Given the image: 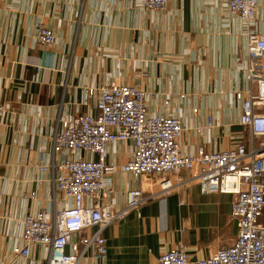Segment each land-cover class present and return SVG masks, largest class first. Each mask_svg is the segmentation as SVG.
<instances>
[{
	"label": "crops",
	"instance_id": "1",
	"mask_svg": "<svg viewBox=\"0 0 264 264\" xmlns=\"http://www.w3.org/2000/svg\"><path fill=\"white\" fill-rule=\"evenodd\" d=\"M40 23L52 28V43H37ZM248 30L264 31V0ZM247 57L244 22L220 0H168L158 9L139 0H0V264H46L45 244H30L27 256L14 251L24 243L25 214L43 209L50 215L70 203L54 188L52 170L38 164L59 159L51 150L59 121L95 112L102 84L137 85L145 90L148 114L178 116L183 153L198 145H257L259 138L239 123L236 92L245 95L249 87ZM86 88L94 92L83 105ZM105 148L112 167L98 203L119 209L136 186L148 196L104 228L105 264H159V254L177 244L187 252L185 264H196L232 242L233 193L201 192L186 169L133 176L122 168L131 141L110 140ZM163 177L174 184L165 194L159 192ZM75 238L67 236L66 250ZM91 259L89 251L82 261Z\"/></svg>",
	"mask_w": 264,
	"mask_h": 264
},
{
	"label": "built area",
	"instance_id": "2",
	"mask_svg": "<svg viewBox=\"0 0 264 264\" xmlns=\"http://www.w3.org/2000/svg\"><path fill=\"white\" fill-rule=\"evenodd\" d=\"M167 1L139 0L142 7L153 9L163 7ZM220 1L230 11L237 12L246 27L248 60L244 77L249 87L245 95L238 90L236 96L240 98L239 123L249 128L252 137L259 138L258 144L246 148L241 141L223 149L198 145L194 152L183 153L178 142L183 126L178 116L148 114L145 90L137 85L102 84L94 103L95 112L84 111L59 121L51 146L52 153L60 155L59 159L38 164L41 170H52L54 188L68 196L70 203L50 215L43 209L25 214L24 243L14 247L16 253L27 256L30 244L41 243L48 247L46 264H105L104 228L148 197L136 186L126 190L125 205L119 209L112 210L97 201L106 196L104 175L112 167L106 161V142L127 139L133 148L122 168L133 176L186 169L196 179L201 192L235 195L230 214L236 221V236L230 244L197 258L196 264H264V223L259 220L264 218V31L248 30L259 0ZM54 38L52 28L38 24L37 43L50 44ZM93 92L92 88L84 90L83 105H88ZM4 110L0 100V115ZM210 122L208 118L207 123ZM79 150L89 155H76ZM173 186L163 177L159 192L165 194ZM92 226L93 231L86 233ZM69 234H75L76 238L66 250ZM89 251L94 259L83 262ZM188 259L184 246L177 244L162 251L158 263L185 264Z\"/></svg>",
	"mask_w": 264,
	"mask_h": 264
},
{
	"label": "rangeland",
	"instance_id": "3",
	"mask_svg": "<svg viewBox=\"0 0 264 264\" xmlns=\"http://www.w3.org/2000/svg\"><path fill=\"white\" fill-rule=\"evenodd\" d=\"M259 220L264 223V218L260 217Z\"/></svg>",
	"mask_w": 264,
	"mask_h": 264
}]
</instances>
